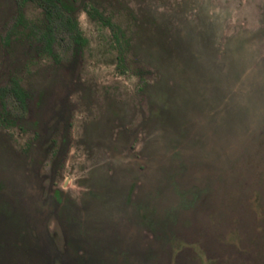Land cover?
<instances>
[{
    "label": "rangeland",
    "instance_id": "374dc122",
    "mask_svg": "<svg viewBox=\"0 0 264 264\" xmlns=\"http://www.w3.org/2000/svg\"><path fill=\"white\" fill-rule=\"evenodd\" d=\"M64 1L0 0V264H264V0Z\"/></svg>",
    "mask_w": 264,
    "mask_h": 264
},
{
    "label": "trees",
    "instance_id": "16d2710c",
    "mask_svg": "<svg viewBox=\"0 0 264 264\" xmlns=\"http://www.w3.org/2000/svg\"><path fill=\"white\" fill-rule=\"evenodd\" d=\"M32 1L36 3L45 14L48 23L44 33H67L68 43L81 45L85 39L80 34L73 8L64 0H19L20 3ZM84 11L93 19L99 20L113 33L118 41L117 26L109 18H106L97 8L91 4L84 6Z\"/></svg>",
    "mask_w": 264,
    "mask_h": 264
},
{
    "label": "flooded vegetation",
    "instance_id": "af4514ba",
    "mask_svg": "<svg viewBox=\"0 0 264 264\" xmlns=\"http://www.w3.org/2000/svg\"><path fill=\"white\" fill-rule=\"evenodd\" d=\"M15 2L18 6H22L26 2H32V1H26L24 3H20L19 0H15ZM32 3H34V2H32ZM34 4L37 7H39L36 3H34ZM83 9H84V7H83ZM40 10L42 11L41 8H40ZM73 12H74V9H73ZM42 13H43V11H42ZM44 16H45V14H44ZM45 18H46V16H45ZM46 21L48 23L47 18H46ZM46 31H47V29H46ZM43 38L45 39L47 50H50L52 44L54 42H56V40H59L61 42L68 41L67 33H44ZM28 97H29V94L24 90V88L20 85L19 81H17L16 79H13L12 83L9 82L7 84H4L3 86H0V105H1L0 117L2 119L7 118L8 112L10 113V110L13 112L15 110L17 112H18V110L23 112L27 107ZM74 257L78 258L79 253H75Z\"/></svg>",
    "mask_w": 264,
    "mask_h": 264
}]
</instances>
